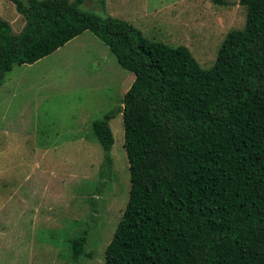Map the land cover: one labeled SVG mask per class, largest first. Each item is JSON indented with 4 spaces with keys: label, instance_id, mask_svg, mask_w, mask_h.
<instances>
[{
    "label": "trees",
    "instance_id": "16d2710c",
    "mask_svg": "<svg viewBox=\"0 0 264 264\" xmlns=\"http://www.w3.org/2000/svg\"><path fill=\"white\" fill-rule=\"evenodd\" d=\"M12 1L26 24L14 33L0 14V87L15 64L88 30L135 75L120 109L93 122L108 177L121 112L130 170L105 264H264V0H240L246 22L209 67L187 45L149 39L83 0ZM87 241L88 230L71 240L75 261L91 255Z\"/></svg>",
    "mask_w": 264,
    "mask_h": 264
},
{
    "label": "rangeland",
    "instance_id": "374dc122",
    "mask_svg": "<svg viewBox=\"0 0 264 264\" xmlns=\"http://www.w3.org/2000/svg\"><path fill=\"white\" fill-rule=\"evenodd\" d=\"M83 0L101 16L129 21L149 39L187 45L211 66L227 33L246 22L240 0ZM0 14L14 33L25 17L12 0ZM109 46L85 31L44 58L15 64L0 87V264H105L130 192L121 112L111 120L114 170L93 122L117 111L134 80ZM88 230L86 253L71 240Z\"/></svg>",
    "mask_w": 264,
    "mask_h": 264
}]
</instances>
